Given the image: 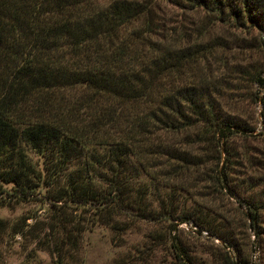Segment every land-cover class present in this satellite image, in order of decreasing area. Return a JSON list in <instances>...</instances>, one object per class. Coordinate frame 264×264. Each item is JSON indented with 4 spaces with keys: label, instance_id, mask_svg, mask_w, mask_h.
<instances>
[{
    "label": "trees",
    "instance_id": "trees-1",
    "mask_svg": "<svg viewBox=\"0 0 264 264\" xmlns=\"http://www.w3.org/2000/svg\"><path fill=\"white\" fill-rule=\"evenodd\" d=\"M162 1L264 53V0ZM158 8L0 0V209L61 204L41 235L57 264L95 227L140 223L159 226L146 264L159 245L179 264H264V61H242L240 39L227 62L200 26L169 34ZM242 94L257 119L237 114Z\"/></svg>",
    "mask_w": 264,
    "mask_h": 264
},
{
    "label": "rangeland",
    "instance_id": "rangeland-1",
    "mask_svg": "<svg viewBox=\"0 0 264 264\" xmlns=\"http://www.w3.org/2000/svg\"><path fill=\"white\" fill-rule=\"evenodd\" d=\"M157 2L158 16L161 20L164 19L166 25L171 28L168 29L169 34L175 33L176 36H180L182 32L188 36L192 33V29L200 26L202 30L207 29L208 32L203 38L204 42L212 41L223 47L227 62H232L239 57L238 42L240 39L245 41H242V61L248 56L252 57L250 61H264V53L259 48L247 46L250 36L245 33H241L230 25L214 23L210 26L203 12L182 11L166 5L162 0H157ZM236 111L244 118L257 119L262 107L257 102L246 100L242 94V103ZM30 158L33 161L37 160L33 154H30ZM53 205L58 207L61 204L46 201L44 198H36L29 203H20L0 209V221L7 226V230L0 231V264H57L56 257L52 256L42 245L46 241L41 237L47 219L54 211ZM75 211L76 208H73L69 212ZM35 222L37 224H34ZM20 228L24 229L23 235H15ZM158 228V225L140 223L139 228L119 237L109 229L95 227L83 234L77 255L68 258L64 264H146L140 260V254L144 247L150 246L148 233ZM37 238H40V242ZM183 239H188V243H194L195 246L199 242H205L192 237L184 238L183 236ZM153 245L159 244L154 243ZM150 264L179 263L170 255L165 246L159 245L155 247Z\"/></svg>",
    "mask_w": 264,
    "mask_h": 264
}]
</instances>
